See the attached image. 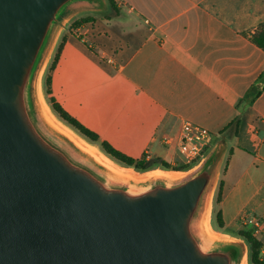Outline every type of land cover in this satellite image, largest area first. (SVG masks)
Masks as SVG:
<instances>
[{
    "label": "water",
    "instance_id": "1",
    "mask_svg": "<svg viewBox=\"0 0 264 264\" xmlns=\"http://www.w3.org/2000/svg\"><path fill=\"white\" fill-rule=\"evenodd\" d=\"M105 9L0 0V264H249L244 242L205 224L223 143L177 179L126 180L43 118L38 82L60 32Z\"/></svg>",
    "mask_w": 264,
    "mask_h": 264
},
{
    "label": "crops",
    "instance_id": "2",
    "mask_svg": "<svg viewBox=\"0 0 264 264\" xmlns=\"http://www.w3.org/2000/svg\"><path fill=\"white\" fill-rule=\"evenodd\" d=\"M114 2L117 14L65 36L52 96L136 160L184 161L185 123L207 129L213 146L224 139L211 220L221 211V234L239 240L244 218L264 220V50L254 41L264 0ZM252 87L261 95L248 105ZM239 117L238 133L226 131Z\"/></svg>",
    "mask_w": 264,
    "mask_h": 264
},
{
    "label": "trees",
    "instance_id": "3",
    "mask_svg": "<svg viewBox=\"0 0 264 264\" xmlns=\"http://www.w3.org/2000/svg\"><path fill=\"white\" fill-rule=\"evenodd\" d=\"M108 2L110 4L111 9H113L117 14L118 8H117L114 0H108ZM91 21H92V19L86 18V19H81V20L75 22L72 25V31L77 30L78 28L82 27L85 24L90 23ZM254 41L260 48H262L264 50V26L261 28V31L259 32V34H257L254 37ZM64 43H65V39H63V42L60 45V47L56 53V56L54 58V62L51 66V71H54L58 65V62H59L60 57H61L62 52H63ZM45 85H46V94L50 99V102L52 104L54 111L59 115V117L63 121L68 123L71 127L76 129L77 131H79L83 136H85L91 142L98 143L99 142V136L96 133L89 130L88 128H86L85 126H83L79 121H77L76 119L71 117L62 108V106L57 102V100L52 96V77H51V75L47 77V79L45 81ZM260 95H261V91L257 87H252L248 91L244 102L248 105H252L256 101V99L259 98ZM240 123H241V119L239 117L227 128L226 131L234 130L235 134H237ZM217 141L226 143V141L224 139H219ZM102 147H103V150L110 157H112L116 161L126 165L129 168H135L136 171L140 172V173L149 172V171L153 170L154 166H161L167 170L171 167L169 164H166L164 162L156 163V162L148 161L146 156H144L140 160L133 159V158L121 153L120 151L116 150L108 142H103ZM189 169H190V167L184 166L179 171H188ZM221 200H222V186L220 187L216 202L220 203ZM215 222H216V224L220 230L224 227L223 216H222L221 211H218L215 214ZM244 228H245V230H242L240 232V237L243 240H245L247 246H249V249H250L249 264H264V261L261 260V252H260L261 244H260V242L258 240H256V238L253 237V233H252V230L250 228H248V227H244Z\"/></svg>",
    "mask_w": 264,
    "mask_h": 264
},
{
    "label": "bare ground",
    "instance_id": "4",
    "mask_svg": "<svg viewBox=\"0 0 264 264\" xmlns=\"http://www.w3.org/2000/svg\"><path fill=\"white\" fill-rule=\"evenodd\" d=\"M42 76L41 75V81L39 80L38 82V88H37V93H38V98H39V103L41 107V113L43 118L55 129L60 131L62 134L70 138L77 146H79L81 149L89 153L91 156H93L100 164L105 166L107 169L111 170L113 173L124 177V179H130V180H135L139 181L141 177H161L165 178L167 180H173L177 179L183 175H186L187 173H182V172H177V171H169V170H151L146 173L142 174H137L136 172L132 171L131 169H125L118 163H116L114 160L106 156L105 154L101 153L95 146L87 143L81 136H79L77 133H75L73 130L65 126L63 123H61L58 119H56L46 106L43 95H42ZM212 210V204L210 208L207 211L208 217L207 221H205L207 232L210 236V238L217 240L221 238L222 236L218 233H216L212 227L210 226V213ZM206 214V216H207ZM226 237V236H225ZM241 264H247V257H244L242 260Z\"/></svg>",
    "mask_w": 264,
    "mask_h": 264
},
{
    "label": "built area",
    "instance_id": "5",
    "mask_svg": "<svg viewBox=\"0 0 264 264\" xmlns=\"http://www.w3.org/2000/svg\"><path fill=\"white\" fill-rule=\"evenodd\" d=\"M92 47V44L85 38ZM109 62H111L109 60ZM213 147V137L211 133L202 127L195 126L191 123H185L182 128V149L185 154V165L191 170L198 167L207 157ZM189 169V170H190ZM243 226L252 230L253 237L261 244V260L264 261V220L258 218H244Z\"/></svg>",
    "mask_w": 264,
    "mask_h": 264
},
{
    "label": "rangeland",
    "instance_id": "6",
    "mask_svg": "<svg viewBox=\"0 0 264 264\" xmlns=\"http://www.w3.org/2000/svg\"><path fill=\"white\" fill-rule=\"evenodd\" d=\"M105 4H106V9L103 10V11L85 10V11H82V12L76 14L75 16H73V17L67 22V24H66V26L64 27V29L60 32L59 38H58L57 43H56V45H55V47H54L53 53H52V55H51V58H50V60L48 61L47 65H46V67H45V70H44L43 76H42V82H41V86H42V95H43L44 102H45L46 106L48 107V109L50 110L51 114H52L56 119H58L61 123H63L65 126H67L68 128H70L71 130H73L75 133H77L79 136H81V137H82L87 143H89V144L95 146V147H96L101 153L105 154L106 156H108L109 158H111L112 160H114L116 163H118L119 165H121L123 168H125V169H131L132 171H134V172H136V173H140V172H137L135 168H129V167H127L126 165H124V164H122V163L116 161V160L113 159L112 157H110V156H109V155L103 150V147H102V144H101V143H99V142H98V143H93V142H91L89 139H87L85 136H83L79 131H77L76 129H74L73 127H71L68 123H66L65 121H63V120L59 117V115L54 111V109H53V107H52V104H51V102H50V99H49V97H48L47 94H46V85H45V81H46L47 77L50 76L51 73H52V71H51V66H52V64H53V62H54V58H55V56H56V53H57V51H58L60 45L62 44L63 39L65 38V36H66L67 34H69L70 31H72V25H73L75 22H77V21H79V20H81V19H86V18H90V19H92V18H95V17L100 18V17L110 16V15H113V16H114V15L116 14V12H115L113 9H111L108 0H105ZM216 143H217V141L214 142V146H213V148L216 146ZM185 161H186V160L184 159V161H182L181 163H177V164H175V165H171V167H170L168 170H169V171L182 172V173H188V172H190L191 169L188 170V171H179V170H181L184 166H186V165L184 164ZM153 170H165V171H166L167 169H164V168L161 167V166H154V167H153ZM194 170H196V169H194ZM194 170H193V171H194ZM193 171H192V172H193ZM140 174H142V173H140ZM217 194H218V193H217ZM217 194H215V196H214V199H215V200H217ZM211 227H212V229H213L216 233H218V234H220L221 236H223V235L221 234V230L218 228V226H217V224H216V222H215L214 217H213V219L211 220ZM239 240H240L241 242H244V243L246 244V241L243 240L242 238H240ZM246 245H247V244H246ZM247 248H248V260H249V257H250V249H249V246H247Z\"/></svg>",
    "mask_w": 264,
    "mask_h": 264
}]
</instances>
